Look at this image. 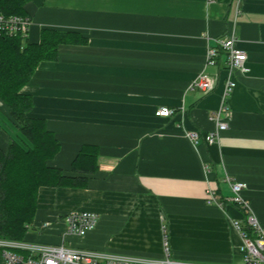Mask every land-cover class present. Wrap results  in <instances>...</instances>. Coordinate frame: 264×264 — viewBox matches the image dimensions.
Segmentation results:
<instances>
[{"label":"crops","instance_id":"1","mask_svg":"<svg viewBox=\"0 0 264 264\" xmlns=\"http://www.w3.org/2000/svg\"><path fill=\"white\" fill-rule=\"evenodd\" d=\"M25 11L29 43L45 29L87 41L61 45L58 61L42 62L22 90L33 98L30 117L44 119L61 145L50 166L72 174L83 146L99 148L87 188L40 189L26 241L152 259L168 242L175 259L240 264L232 222L243 213L227 178L245 185L264 229V0H30ZM230 35L250 72L235 76L225 100L226 57L217 67L206 63L208 49ZM203 72L217 80L212 93L192 88ZM223 103L228 130L214 145L192 143L187 131L217 130ZM162 108L173 115L156 116ZM10 120L0 102L4 152L15 133ZM208 189L223 205L207 203ZM78 211L99 217L79 239L67 234V217ZM0 264H7L1 251Z\"/></svg>","mask_w":264,"mask_h":264},{"label":"trees","instance_id":"2","mask_svg":"<svg viewBox=\"0 0 264 264\" xmlns=\"http://www.w3.org/2000/svg\"><path fill=\"white\" fill-rule=\"evenodd\" d=\"M29 1L0 0V14L26 18ZM86 42L76 33L50 29L43 30L34 44L21 33L0 34V102L9 110L15 132L8 151L0 149V240H27L41 188L85 189L99 170V148L93 145L82 147L72 174L50 166L61 145L44 119L30 117L33 98L22 92L42 62L58 61L61 45Z\"/></svg>","mask_w":264,"mask_h":264},{"label":"built area","instance_id":"3","mask_svg":"<svg viewBox=\"0 0 264 264\" xmlns=\"http://www.w3.org/2000/svg\"><path fill=\"white\" fill-rule=\"evenodd\" d=\"M31 23L29 17L6 18L0 14V34L5 33L13 36L21 33L27 35ZM216 45V47L208 49L206 66L217 67L221 64L223 55L226 57L225 72L227 76L224 93L226 100L237 86L235 76L250 72L246 65L248 56L245 51L237 47V39L233 35L218 40ZM216 82L215 77L203 72L194 81L192 88L212 93L216 88ZM173 113L172 109L162 108L156 112V116L169 118ZM216 121L217 130L215 132L201 135L198 131H187V138L194 144H197L202 138L207 145L216 144L220 134L228 130L231 121V113L226 103H223L216 112ZM227 183L232 191L231 203L237 205L243 213L241 219L232 222L242 240L240 247L242 261L240 264H264V229L252 212L250 204L243 197L242 193L246 187L244 184L233 182L228 178ZM207 203L223 205L214 189H208ZM98 222V215L92 212H73L67 217V234L85 238L97 227ZM165 246L164 256L160 259H152L75 249L72 246H66L64 242L59 245H50L28 241L0 240V251L7 264H187L172 258L168 242H165Z\"/></svg>","mask_w":264,"mask_h":264},{"label":"rangeland","instance_id":"4","mask_svg":"<svg viewBox=\"0 0 264 264\" xmlns=\"http://www.w3.org/2000/svg\"><path fill=\"white\" fill-rule=\"evenodd\" d=\"M77 239H79V237ZM66 246H68V243L66 244ZM72 248H74V247H72ZM204 249H205V247H201V249L195 250V251L202 252ZM205 250L203 252H205ZM1 256H2V254H1ZM172 258L175 259L174 256H173V254H172ZM176 260H179V259H176ZM180 261L181 262H184V263H187V264H208V263H210V262H208L206 260H203V258H199V256L194 257V254H192L190 256H186L185 258H180Z\"/></svg>","mask_w":264,"mask_h":264},{"label":"bare ground","instance_id":"5","mask_svg":"<svg viewBox=\"0 0 264 264\" xmlns=\"http://www.w3.org/2000/svg\"><path fill=\"white\" fill-rule=\"evenodd\" d=\"M206 71V70H205ZM63 218V217H62Z\"/></svg>","mask_w":264,"mask_h":264}]
</instances>
